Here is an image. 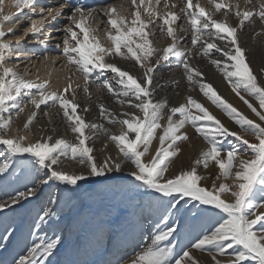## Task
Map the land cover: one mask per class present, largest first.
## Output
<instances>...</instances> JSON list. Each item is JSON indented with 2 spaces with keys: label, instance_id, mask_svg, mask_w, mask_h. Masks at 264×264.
<instances>
[{
  "label": "snow or ice",
  "instance_id": "1",
  "mask_svg": "<svg viewBox=\"0 0 264 264\" xmlns=\"http://www.w3.org/2000/svg\"><path fill=\"white\" fill-rule=\"evenodd\" d=\"M5 6L6 0H0V213L24 208L33 198L39 200L44 188L53 182L57 193L49 195L48 203L56 208L70 204L71 225L85 207L83 201L78 205L72 200L87 191L84 185L89 178L112 181L110 174L123 172L130 164L128 176L132 179L127 187L114 186L112 192L113 196H120L117 214L110 220H100L95 227L92 225L98 212L92 220H84L77 244L94 243L97 248L103 245L105 252L110 251L118 237L123 234L126 238L138 222L149 219L143 215L147 208L150 213H158L154 230L143 242H136L133 255L127 259L119 257L114 264H199L192 255L193 249L206 252L213 264H264V212L258 211L264 208V69L258 77L251 66L249 50L240 39V34L255 29L257 22L260 29L252 39L264 36V0H244L243 6L240 0H207L204 5L200 0H128V7L108 4L100 8L78 0H63L55 7H45L37 0H10L8 11ZM12 9L17 14L29 9L33 14L21 34L16 31L21 20ZM101 16L105 18L103 38L98 35L99 27L92 26ZM59 18L66 21L55 29L60 36L49 31L43 40L39 39L44 29ZM189 32L191 46L183 47L181 42ZM29 35L42 44L49 39L59 41L55 46L61 50L67 69L63 89H51L50 81L39 76L29 78L27 67L21 73L17 71L19 64L12 66L13 44L20 45ZM157 35L168 38L170 43L163 48L155 46ZM216 54L219 58H215ZM15 56L20 61L24 54L16 51ZM115 57L133 61L141 74L119 67L112 62ZM195 57L207 58L215 66L255 118L205 81L202 69L192 63ZM44 60L56 63L53 57L45 56ZM173 60L175 67L182 69L189 93L178 106H170L167 99H156L163 87L157 82L156 72ZM74 77L82 78L83 85L74 84ZM90 84L95 85L97 92L106 90L119 105L117 113L99 104L100 117L109 125L118 126V133L104 123L86 120L82 114L89 108L81 107L77 93L91 99ZM196 89L238 130L230 129L191 95ZM42 105L49 110L59 109L74 140L24 134L32 133L30 126ZM29 106L32 110L22 128H14L15 120ZM44 115L51 124L50 112L46 110ZM189 125L207 148L189 169L166 175L181 152L179 144L189 139L184 131ZM37 131L55 132V128ZM101 134L106 137L101 151L111 141L117 155L109 153L102 160L93 155L90 142L94 144ZM154 140L159 146L150 155ZM149 155L150 159H145ZM67 161L83 170H66ZM210 162H214L218 173L211 187H207L202 181L211 174H199L198 167L207 170ZM217 180L221 181L219 186ZM225 193L230 194V200L223 198ZM147 197L153 199L146 202ZM56 208H43L35 227L39 229L55 217ZM73 212L75 215H71ZM208 213L214 219L201 223ZM6 219L0 220V254L9 251L17 231ZM186 226L199 230L185 243L181 236ZM83 233L89 235L82 236ZM58 246H64L60 235L50 239L40 236L38 242L26 245L11 260H0V264H54L50 257L59 252Z\"/></svg>",
  "mask_w": 264,
  "mask_h": 264
},
{
  "label": "rangeland",
  "instance_id": "2",
  "mask_svg": "<svg viewBox=\"0 0 264 264\" xmlns=\"http://www.w3.org/2000/svg\"><path fill=\"white\" fill-rule=\"evenodd\" d=\"M88 1L89 0H87V2ZM193 2L195 3L196 0H193ZM93 3H96V1L94 0L91 2V4ZM108 4H115L117 6L124 4L125 7H128V0H112L110 2H106L105 4L102 3L98 4L97 8L104 7ZM55 6L56 5H54L53 7ZM92 6H96V5H92ZM28 14H30L29 16H31L32 12L29 11ZM59 20H60L59 23L58 22L57 24L55 23L57 25L56 29L61 28L64 25V23H66L64 18ZM29 23L30 20L26 18L25 23H23L24 25L20 27V30L26 28L29 25ZM104 24H105V18L101 16L97 18V20L92 26L99 27L100 29L99 32L104 34ZM54 35L56 37H59L60 33L57 32ZM45 42L48 45H50L51 43L57 44L59 41L49 39L48 41L46 40ZM16 51L17 49L13 48V57H12L13 61L16 59L15 56ZM19 62H21V60L15 61V63H19ZM160 80L162 82L159 83H163L162 88H165V84L168 83L169 77L163 76L160 78ZM227 86H228L227 91L229 94H223L219 89L217 91L223 94V96L231 103L230 97H232L231 93L233 92L231 91L228 83ZM162 88L160 90H162ZM170 89H167V91H169ZM240 102L242 103V108L239 109L243 111L246 115H249L250 118H255L254 114H252L251 111L247 109V106L244 105L242 101ZM219 113L220 114L218 118H220L226 126H228L232 130H238V128L226 116H224L220 111ZM161 123H164V121H162ZM184 131H187L189 139L179 144V147L181 148V152L177 155V157L174 158V163L170 166V171L166 175H174L178 171L183 170L181 168L183 165H181V161H180V158L182 156L188 162V165L186 167L187 169H189L190 167H192L193 162L196 159H198L201 153L207 148V145L204 142V140L195 133V130L191 128L190 125L186 126ZM159 132L160 130H158V134ZM248 139H251V137H248ZM158 146H159L158 140H154L152 145L150 146V155L155 153V150ZM93 153H99L100 159L104 156V153H101V150L99 149L94 150ZM150 155L145 159H150ZM2 159L3 158L0 157V161H2ZM79 168L81 169L78 170L80 171L83 170L80 165ZM76 169L77 168H72L70 166H67L66 170L77 171ZM131 169L132 166L130 164L127 165L123 172L113 174L114 178L112 181H106L102 177L100 178L90 177L89 182L84 185L87 191L81 192L77 197H74L72 200V203H76L78 205L81 201H83L85 207L83 208V211L79 216L78 220H73L71 225H69V215H70L69 208L71 207L70 204L65 205L61 208H56L55 205H49L48 203L49 195L50 194L55 195L57 193L56 184L53 182H50L49 187L44 188V195L39 200L33 198L31 203H27L24 208L16 207L15 212H10L5 210L3 213H0V220H4V218L6 217L7 219L5 222L10 223L12 227L17 230L16 236L12 244L9 245V251L7 253L0 254V260H5V259L11 260L12 256L19 253L21 249L25 248L26 245H30L33 241L38 242V238L40 236H46V238L50 239V238H54L55 235H60L62 237L64 246L63 247L58 246L59 252H57L53 257H50V260H52L54 264H69V261H76L78 262V264H114V262L119 257L123 256L125 259H127L131 255H133V249L135 248L136 242L138 240L143 242L144 239H147L150 236L151 231L154 230L152 226L155 224L156 218L158 216L157 212L153 211L150 213L147 210V208L143 210V215L148 216L149 219L137 223L136 228L133 231H130L128 236L126 237V240L122 242L125 243L124 247H122L123 244L121 245L118 243V240L120 241V238L121 239L124 238L123 234L120 237H118L116 241H114L115 246L112 247L108 252L104 251L103 245L97 248L94 245V243L85 244L84 246H81L76 243L77 234L80 225L83 223L84 220H92L93 215H95L98 212L99 215L95 216V220L93 221V225H92L93 227H95L100 220H104V221L110 220L112 217H114L117 214V209L120 206L119 204L120 196L119 194L113 196L112 192L114 190V186L127 187L128 182L132 179L130 176H128V172ZM198 172L199 174L205 176L211 174L209 179L202 181V184L204 186L207 185V187H211L213 183V179L215 178V175L218 173V168L216 167L214 162H210L207 170L203 169L202 167H198ZM220 182H221L220 180L216 181L217 186H219ZM228 183H231V181H228ZM223 198L225 199L229 198L230 200L231 196L230 194L225 193ZM152 199L153 197H147L145 198V201L147 202ZM48 206L56 208L57 215L49 219L47 223H42L40 225V228L37 229L35 225L38 220V216L39 214H41V210ZM258 211L264 212V208H261ZM71 215H75V212L71 213ZM61 217H63V219H61ZM212 219H214L213 214L208 213L205 215L201 223L208 224L211 222ZM137 220L140 221L139 210H138ZM106 228L107 226L105 225V237H104L105 241L107 239ZM198 230H199L198 228L196 230H191L186 226L181 236V240L186 243L189 239L193 238L195 232ZM141 233L143 234V237H141ZM0 234H3L2 228H0ZM81 235L86 236L89 234L83 233ZM83 250L86 251V254L83 253L84 252ZM192 255L194 257L198 256L199 264H213V261L209 259L210 257L208 258L202 257V255L208 256L206 252H200L198 250L193 249ZM247 264H252V262L249 261L247 262Z\"/></svg>",
  "mask_w": 264,
  "mask_h": 264
},
{
  "label": "bare ground",
  "instance_id": "3",
  "mask_svg": "<svg viewBox=\"0 0 264 264\" xmlns=\"http://www.w3.org/2000/svg\"><path fill=\"white\" fill-rule=\"evenodd\" d=\"M94 0H79V2H83L84 4L97 8L98 4H105L106 2H110L112 0H95L96 3L91 4V2ZM63 0H37L38 4H41L45 7L49 6H58L60 3H62ZM104 2V3H103ZM10 3V0H6V6L5 11H8V4ZM200 3L202 5L207 3V0H200ZM241 5L243 6L244 0H240ZM96 5V6H92ZM162 7V6H161ZM29 9H25L23 13L17 14L15 9H12L13 14L21 20V24L17 28V34H21L23 30H20V27L23 26L25 23V19H29L31 16H29ZM28 15V16H27ZM219 18V16L217 17ZM62 19V18H59ZM58 19V23L60 20ZM30 20V19H29ZM56 22V24H57ZM232 22V21H230ZM56 24H49L43 31V34L40 36L39 39L43 40L45 36L48 35L49 31H51L52 35L57 33L55 29L57 28ZM184 27H188L186 23H183ZM260 24L257 22V25L255 29H247L243 33L240 34V39L243 44V46L248 49V56L251 62V66L253 68V71L257 73L258 77L260 76V70L264 69V36L256 37L255 40L252 39L253 34L255 31H259ZM98 35L103 38L104 34L101 32H98ZM181 35H184L183 33ZM190 32L185 35V39L181 42V46L183 47H190L191 41H190ZM8 38V37H5ZM48 41V40H47ZM104 43L107 45L108 42L105 40ZM155 46L163 48L167 46L168 43H170V40L166 37L157 35L154 38ZM56 44L51 43L48 45L45 43H40L36 38L29 35L24 42H22L20 45L13 44V48L17 49V51H20L24 54V57L21 59V62L15 63L16 59L12 60V66H16L19 64V67L17 68V71L23 72L24 68L27 67L30 76L29 78L35 79L37 76L41 80L48 79L51 83V89H63V87L66 85L65 76L67 75V69L64 67V59L61 55V50L55 46ZM27 48V49H26ZM49 56L56 58V63H52L49 61H45L44 57ZM215 58H219V54H216ZM30 61V62H29ZM112 62L117 63V65L125 70H129L132 74L140 75V69L139 66L135 65L133 61L131 60H123L119 57H115ZM175 60H173L170 64L165 63L163 64L158 71L156 72V76L159 78L158 83L162 82L160 80L163 76H168L169 81L165 84V88H162V90L158 91V94L156 96V99H167L170 106H178L180 103L185 102L186 96L189 94L187 91V81L183 79L182 69L175 67ZM192 63L194 65L199 66L202 71L204 72V79L206 82H210L213 84V86L218 90H220L223 94H229L227 89V82L223 80L222 75L216 70L215 66L211 65L207 58L203 57H195L192 60ZM164 79V78H163ZM74 84L79 83L81 86L83 85V79H76L73 78ZM180 81L179 84H173L172 81ZM163 85V83H160ZM90 91H91V99H86L82 92L77 93V99L81 102V107L87 106L89 108V111L87 113H82L85 116V119L90 122H96V123H104L105 127H108L112 130L114 133L119 132V127H113L112 125H109L106 121H104L100 115H99V104H104L106 107L116 111L119 113L120 108L119 105L115 103V100L111 97L109 93H107L106 90H102L101 92H97L95 89V85L90 84ZM171 88V89H170ZM167 89H170L167 91ZM191 95L195 96L197 99L201 100L205 106H207L210 111H212L215 115L219 117V110H217L211 103L203 97L201 93H199V90L196 89L191 93ZM230 99L231 103L236 106L237 108H242V103L240 100L231 93ZM32 110L31 106H29L25 113L21 114V116L15 120L13 127H21L23 126V123L26 122L27 116ZM48 110L50 112V117L52 120V123L49 124V117L44 115V112ZM254 117V116H253ZM32 128V133H24L25 135H32L33 138H38L41 135H52L54 137H61L67 139L74 140V135L67 129L66 124L63 120L62 113H60L58 108L55 109H47V106L42 105L41 109L38 111V115L36 120L33 121V124L30 126ZM55 128V132H39L37 131L38 128ZM251 139H253L251 137ZM250 139V140H251ZM106 137L101 134L99 140H97L94 144H91L90 146L94 147V150H101L103 148V145L105 143ZM101 153H104V156L107 154H112L113 156L117 155V149L115 148V145L108 141V147L104 151H101ZM96 157H100L99 153H93ZM104 156L101 158V160L104 158ZM181 157V156H180ZM122 158V157H121ZM100 159V158H99ZM181 165H183L181 168L187 169L188 162L184 159L182 156L180 158ZM67 165L72 168H77V171H80L78 169L79 165L75 164L72 161H67ZM113 175V174H110ZM207 186V185H206ZM229 199V198H227ZM52 231V230H51ZM123 237V236H122ZM123 239V240H122ZM120 238V241L118 240L119 244H123L122 247H124L125 243H122L126 240V238ZM84 251V250H83ZM82 252V251H81ZM86 254V251L83 252ZM82 255V254H81ZM204 258L210 257L209 255H202ZM198 261V256L195 257ZM211 259V257L209 258ZM207 260V259H205Z\"/></svg>",
  "mask_w": 264,
  "mask_h": 264
}]
</instances>
